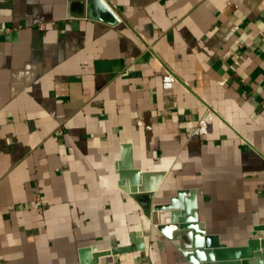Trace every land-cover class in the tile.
Here are the masks:
<instances>
[{"label":"crops","instance_id":"obj_1","mask_svg":"<svg viewBox=\"0 0 264 264\" xmlns=\"http://www.w3.org/2000/svg\"><path fill=\"white\" fill-rule=\"evenodd\" d=\"M105 1L115 24L0 0V264H175L162 212L119 183L126 146L153 204L194 189L208 233L262 235L264 0Z\"/></svg>","mask_w":264,"mask_h":264},{"label":"water","instance_id":"obj_2","mask_svg":"<svg viewBox=\"0 0 264 264\" xmlns=\"http://www.w3.org/2000/svg\"><path fill=\"white\" fill-rule=\"evenodd\" d=\"M89 1L97 8L96 13L90 14L93 18L110 24L118 21L117 14L105 0ZM126 147L120 163L119 183L124 191L140 203L147 218L152 217L153 209L162 212L158 229L166 237L176 241L179 255L175 259V264H264V224L258 227L261 236L249 238L245 245L229 246L221 241L219 234L208 233L205 224L199 221L194 189L177 191L169 203L153 204L154 186L149 189L146 185L140 184L147 178V174L131 167V152L128 146ZM127 178L131 179L132 186L126 181ZM137 183L140 184L139 189L136 187ZM132 249L130 246L108 250L82 247L79 250L80 261L81 264H95L102 256L118 255Z\"/></svg>","mask_w":264,"mask_h":264}]
</instances>
